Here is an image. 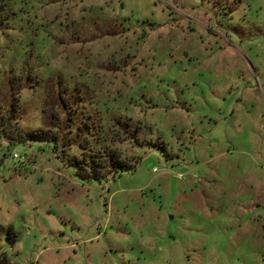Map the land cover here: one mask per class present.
I'll return each mask as SVG.
<instances>
[{
	"label": "rangeland",
	"instance_id": "1",
	"mask_svg": "<svg viewBox=\"0 0 264 264\" xmlns=\"http://www.w3.org/2000/svg\"><path fill=\"white\" fill-rule=\"evenodd\" d=\"M7 3L0 264H264V0Z\"/></svg>",
	"mask_w": 264,
	"mask_h": 264
},
{
	"label": "trees",
	"instance_id": "2",
	"mask_svg": "<svg viewBox=\"0 0 264 264\" xmlns=\"http://www.w3.org/2000/svg\"><path fill=\"white\" fill-rule=\"evenodd\" d=\"M12 13L10 12V9H9V5L7 3V0H0V32L2 30H4V27L7 26L9 24V19L11 17ZM15 109H10L8 112V120H11V118H14V111ZM8 127V124H2L0 122V132L4 134V137L5 139H8L10 141V138L6 137L5 136V132H6V129ZM14 127V126H13ZM11 128L10 130L11 131H15L14 128ZM54 128H56V126H53ZM23 138L24 139H27V140H30L31 142L33 141H38V142H45V141H48V140H55V137H46L44 136V132L40 131V132H34V133H30V134H26V135H23ZM137 164H135L134 166H125L123 164V168L122 169H126L127 171H130V170H134L136 168ZM113 169L110 170V172H112ZM0 259H4L5 261L8 259L7 256L2 253L1 256H0Z\"/></svg>",
	"mask_w": 264,
	"mask_h": 264
}]
</instances>
